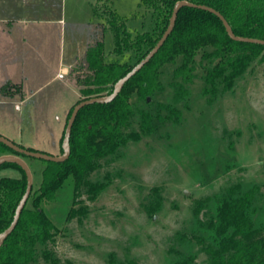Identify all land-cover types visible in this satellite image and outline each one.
<instances>
[{
	"label": "trees",
	"instance_id": "16d2710c",
	"mask_svg": "<svg viewBox=\"0 0 264 264\" xmlns=\"http://www.w3.org/2000/svg\"><path fill=\"white\" fill-rule=\"evenodd\" d=\"M178 1L182 0H142L155 13L156 24L153 31L135 35L115 12L108 11V25L116 34L114 52L123 55L134 50L137 61L108 62L103 39L94 32L85 55L69 73L82 96L78 103L112 93L116 82L162 37ZM185 1L220 12L236 36L264 40V0ZM259 58L264 59L263 45L232 40L221 20L209 11L182 8L162 48L120 94L110 103L80 110L72 128L69 158L62 163L42 160L45 167L37 195H30L15 229L0 246V264H62L50 247L57 228L42 206L55 200L63 183L68 178L74 183L73 205L67 219L85 215L88 208L81 197L93 201L110 183L104 168L123 158L126 148L142 135L154 133L157 120L164 122L148 108L155 97L169 90L170 101L164 106L169 110L166 118L178 123L182 119L181 106L188 105L197 79L203 84L201 93L214 99L219 92L233 91ZM135 117L139 129L134 127ZM8 154L16 153L0 143V156ZM5 168L19 170L22 177L0 179V233L11 225L27 188V177L20 166H0ZM150 197V213H156L160 207L157 193ZM30 199L32 204L28 206ZM263 204L262 187L241 182L195 201L190 219L169 239L166 264H264V224L259 221ZM109 264L134 263L111 255Z\"/></svg>",
	"mask_w": 264,
	"mask_h": 264
},
{
	"label": "rangeland",
	"instance_id": "374dc122",
	"mask_svg": "<svg viewBox=\"0 0 264 264\" xmlns=\"http://www.w3.org/2000/svg\"><path fill=\"white\" fill-rule=\"evenodd\" d=\"M65 2L66 49L83 43L92 21L103 39L108 62L137 61L134 50L123 55L114 52L116 34L108 25V11L115 12L133 35L155 28V13L142 0ZM202 85L197 79L188 105L181 106L178 123L166 118L169 90L153 103L150 100L149 110L164 122L157 120L154 133L142 135L126 148L123 158L104 168L110 183L93 201L81 197L88 208L85 215L67 219L73 205L72 178L63 183L55 200L42 206L57 228L50 247L62 264H109L111 255L134 264H166L169 239L190 219L195 201L233 183H256L264 191V59L252 64L233 91L219 92L214 99L201 93ZM80 100L79 91L72 107ZM137 121L135 117L134 127L139 129ZM25 160L33 175L34 198L45 165L39 159ZM5 177L22 174L0 169V179ZM154 192L160 207L150 213ZM259 221L264 224V204Z\"/></svg>",
	"mask_w": 264,
	"mask_h": 264
},
{
	"label": "crops",
	"instance_id": "0c3cea01",
	"mask_svg": "<svg viewBox=\"0 0 264 264\" xmlns=\"http://www.w3.org/2000/svg\"><path fill=\"white\" fill-rule=\"evenodd\" d=\"M65 3L0 0V135L55 156L79 95L69 73L97 27L89 22L83 43L67 50ZM93 10L97 15L95 4Z\"/></svg>",
	"mask_w": 264,
	"mask_h": 264
},
{
	"label": "water",
	"instance_id": "95a60500",
	"mask_svg": "<svg viewBox=\"0 0 264 264\" xmlns=\"http://www.w3.org/2000/svg\"><path fill=\"white\" fill-rule=\"evenodd\" d=\"M184 7H192V8H198L202 10H206L211 12L212 14L216 15L222 22L223 26L225 27V30L228 34V36L238 42H245V43H253V44H258V45H263L264 46V40L261 39H254V38H246V37H240L236 36L229 23L227 20L224 18V16L215 10L214 8H211L209 6L205 5H197L185 0L178 1L174 8L173 12L170 18L169 25L162 35V37L158 40L154 48L138 63L136 64L133 69L127 73L123 78L119 79L116 84L113 87V91L109 95L101 96V97H95L91 98L88 100H84L78 104H76L72 110V113L70 115V118L67 122L66 128H65V133H64V138L62 142V150L63 153L59 156H55L52 154H48L45 152L41 151H31L26 148H22L21 146L15 144L11 140L5 138L4 136L0 135V143L4 144L5 146L9 147L12 149L16 154H9V155H2L0 156V166L4 163H14L20 166L27 177V188L25 191V194L23 195L20 203L17 206L13 221L11 225L4 230L2 233H0V246L5 242V240L9 237V235L13 232L15 229L18 220L20 218V215L25 208L29 197L31 195L32 189H33V175L32 171L28 165V163L25 160V157H30L34 159H39V160H44V161H50V162H57V163H62L65 162L70 154H71V147H70V138H71V133H72V128L75 123L76 117L78 113L80 112L81 109H83L86 106L92 105V104H107L112 102L122 91L123 87L126 85V83L134 77L146 64L150 62V60L158 53V51L162 48L164 43L166 42L167 38L170 36L172 33L177 16L179 11L184 8Z\"/></svg>",
	"mask_w": 264,
	"mask_h": 264
}]
</instances>
